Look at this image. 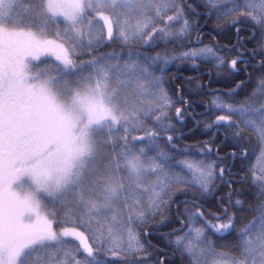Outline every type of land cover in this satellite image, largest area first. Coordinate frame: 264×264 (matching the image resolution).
<instances>
[{
	"label": "snow or ice",
	"instance_id": "snow-or-ice-1",
	"mask_svg": "<svg viewBox=\"0 0 264 264\" xmlns=\"http://www.w3.org/2000/svg\"><path fill=\"white\" fill-rule=\"evenodd\" d=\"M0 264H264V0H0Z\"/></svg>",
	"mask_w": 264,
	"mask_h": 264
},
{
	"label": "trees",
	"instance_id": "trees-1",
	"mask_svg": "<svg viewBox=\"0 0 264 264\" xmlns=\"http://www.w3.org/2000/svg\"><path fill=\"white\" fill-rule=\"evenodd\" d=\"M204 71H207V69H204ZM198 75V73H195V72H191V71H184L182 74H181V78L184 79V78H187L189 76H196ZM204 83L207 84V79L204 78ZM199 99V98H197ZM189 142H192V141H189Z\"/></svg>",
	"mask_w": 264,
	"mask_h": 264
}]
</instances>
